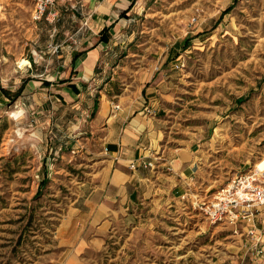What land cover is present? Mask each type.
Wrapping results in <instances>:
<instances>
[{
  "label": "rangeland",
  "instance_id": "obj_1",
  "mask_svg": "<svg viewBox=\"0 0 264 264\" xmlns=\"http://www.w3.org/2000/svg\"><path fill=\"white\" fill-rule=\"evenodd\" d=\"M66 2L53 6L65 21ZM34 7L0 0V264H264L260 195L208 212L244 178L264 192V0H132L120 15L125 52L113 75L159 102L165 132L204 163L192 198L153 210L120 206L105 184L86 140L106 91L49 51L51 26ZM65 80L89 101L68 107Z\"/></svg>",
  "mask_w": 264,
  "mask_h": 264
},
{
  "label": "crops",
  "instance_id": "obj_2",
  "mask_svg": "<svg viewBox=\"0 0 264 264\" xmlns=\"http://www.w3.org/2000/svg\"><path fill=\"white\" fill-rule=\"evenodd\" d=\"M66 1L68 20H63L67 14L63 13L49 24L47 46L52 53L64 51L60 56L66 57L70 67L106 91L104 97L92 102L91 137L86 140L91 141L92 159H96L94 163H98L105 184L120 190V206L140 200L147 202L149 210L164 201L172 208L181 199L192 198V183H197L193 178L201 176L204 165L196 163L200 150L190 147L186 137L165 132L159 102L153 97L146 101L135 92H124L119 76H114L125 52L120 26L127 19L120 15L126 13L132 0ZM53 6L54 3L48 11L54 10ZM78 14H83L82 21L71 26L70 20L77 22ZM60 34L67 39H60ZM67 40L74 45L70 47ZM68 81L65 80L69 89L66 95L70 101L64 96L63 100L71 109H78L89 98H82L78 87ZM199 194L200 199L205 196ZM192 200L191 204H199ZM175 209L176 216L184 212L183 207Z\"/></svg>",
  "mask_w": 264,
  "mask_h": 264
},
{
  "label": "bare ground",
  "instance_id": "obj_3",
  "mask_svg": "<svg viewBox=\"0 0 264 264\" xmlns=\"http://www.w3.org/2000/svg\"><path fill=\"white\" fill-rule=\"evenodd\" d=\"M257 170L256 171H263L264 170V160L260 161L256 165ZM255 177H249V178H244L240 183H237L238 187L236 188V191L233 192L232 197H228L226 195V192H229L230 194L232 193V188L235 186L231 185L227 188L226 191H222L219 195V197H215L217 199V202L214 200V203L212 204L211 201L209 202V205L213 208L209 209V206L205 208V211L208 210L210 215H216L217 217H220L221 214L224 212L225 207L221 206V203L224 201H229V200H253L255 196H257V191L256 187H254L253 180H255ZM204 201V200H203ZM201 201V204H204V202Z\"/></svg>",
  "mask_w": 264,
  "mask_h": 264
},
{
  "label": "built area",
  "instance_id": "obj_4",
  "mask_svg": "<svg viewBox=\"0 0 264 264\" xmlns=\"http://www.w3.org/2000/svg\"><path fill=\"white\" fill-rule=\"evenodd\" d=\"M54 1L55 0H35V7H34L33 15H32L33 19L36 21L44 20L49 24L54 23V21L57 18V12L54 10L48 11V7L50 5H52L54 3ZM256 191H257V196L260 195V197H259L260 202H263L264 201V192H261V190H259V188H256ZM257 196H255V197H257ZM247 201L248 200H246V201L241 200V202H247ZM224 207H228V205H225Z\"/></svg>",
  "mask_w": 264,
  "mask_h": 264
},
{
  "label": "trees",
  "instance_id": "obj_5",
  "mask_svg": "<svg viewBox=\"0 0 264 264\" xmlns=\"http://www.w3.org/2000/svg\"><path fill=\"white\" fill-rule=\"evenodd\" d=\"M9 96V95H8Z\"/></svg>",
  "mask_w": 264,
  "mask_h": 264
}]
</instances>
